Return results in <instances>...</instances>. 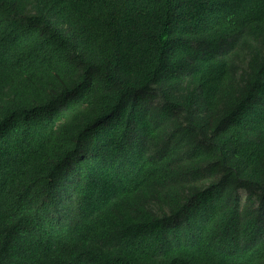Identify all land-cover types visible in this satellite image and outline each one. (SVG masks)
<instances>
[{
  "label": "trees",
  "instance_id": "16d2710c",
  "mask_svg": "<svg viewBox=\"0 0 264 264\" xmlns=\"http://www.w3.org/2000/svg\"><path fill=\"white\" fill-rule=\"evenodd\" d=\"M0 264H264V0H0Z\"/></svg>",
  "mask_w": 264,
  "mask_h": 264
}]
</instances>
